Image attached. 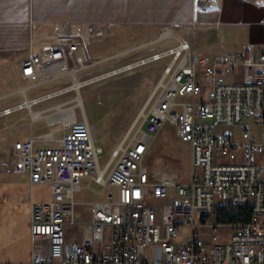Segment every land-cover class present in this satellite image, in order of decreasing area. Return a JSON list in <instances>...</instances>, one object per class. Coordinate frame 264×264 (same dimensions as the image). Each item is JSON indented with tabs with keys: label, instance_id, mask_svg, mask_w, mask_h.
<instances>
[{
	"label": "built area",
	"instance_id": "2783aa9c",
	"mask_svg": "<svg viewBox=\"0 0 264 264\" xmlns=\"http://www.w3.org/2000/svg\"><path fill=\"white\" fill-rule=\"evenodd\" d=\"M209 1L197 0L199 5ZM89 29L62 22L53 35L32 33L20 61L28 88L67 76L74 80L33 102L103 76L77 79L101 62H87L80 53L90 40ZM162 58L168 64L104 165V146L89 120L76 114L62 136L32 132L14 143V162L4 170L28 174L32 185H49L52 198L30 203V258L0 264H264V52L247 43L241 52L200 55L189 40L178 38L176 46L125 68ZM229 75L236 79L228 81ZM28 101L1 110L0 117L28 107ZM55 113L68 112L58 108ZM168 121L192 147L187 182H179L176 174H152L144 164ZM236 126L240 140L234 131L219 129ZM87 178L103 186L106 197L91 203L85 223L76 216L75 193ZM223 204L250 206L251 220L210 224ZM78 225L86 232L72 240L68 230ZM208 225L209 239L200 230Z\"/></svg>",
	"mask_w": 264,
	"mask_h": 264
},
{
	"label": "rangeland",
	"instance_id": "374dc122",
	"mask_svg": "<svg viewBox=\"0 0 264 264\" xmlns=\"http://www.w3.org/2000/svg\"><path fill=\"white\" fill-rule=\"evenodd\" d=\"M237 11L241 10L237 9ZM232 26L230 23L221 21L214 23L197 21L194 29L187 34V37L202 47L199 51L200 55L213 56L224 50L236 49L242 44V36L233 33ZM140 29L141 27L135 25L134 22H125L122 19L105 28H90V40L87 45L80 48V53L87 62L103 58L109 61L89 67L86 71L80 72L77 78L83 81L93 76H103L82 85L79 90L72 89L20 110L27 128L35 134L55 131L58 136H62L67 131L65 125L71 121L70 117L66 119L67 115L70 116V109L66 108L75 106V114L80 119L82 117L89 119L92 128L93 125L96 127L99 143L105 149L101 157V163L104 165L138 113L143 109L145 101L162 75L169 59L162 58L141 63L132 68L125 67L176 44L174 38L166 42H153L156 39L155 36L144 38L139 35ZM259 51L264 52V45ZM116 70L119 71L114 72ZM9 76L12 77L10 73ZM234 79L236 77L233 75L227 77L228 81ZM18 82L23 88L29 85L28 81L21 77V74L18 77ZM73 83V78L67 76L40 88H34L31 91L30 100L34 99L33 95L35 94L45 95L54 89ZM20 96L21 98L24 97V95ZM79 99L82 101L81 105L77 103L80 101ZM2 102L1 108L6 104V101ZM58 108L60 112H62L60 108H64V111L67 110L68 113L60 117L58 113H54ZM32 111L40 113L41 117L34 119ZM56 119L61 120L57 121ZM62 119H66L67 122L64 123ZM5 120V117L0 118L1 130L6 128ZM219 129L223 132L234 131L237 140L241 138L239 126L234 128L221 127ZM262 129L257 128V131ZM144 164L152 174H176L179 182H187L191 179L193 172L192 147L190 143L180 139L175 125L168 121L154 138L145 156ZM15 175L20 176L22 174ZM15 175L4 174L0 179V262L5 263L14 262L12 258L27 254L30 230L27 207L18 206L12 212L5 207L6 203L4 205V196L15 181ZM27 189L33 191L35 196L42 200H47L51 196L49 185H37ZM105 197L106 193L103 186L90 178L84 179L82 189L75 193L77 203L75 212L79 222H89L91 203L103 200ZM151 201L156 204L166 202V200L158 199ZM216 219L217 213L211 217L210 224H213ZM85 230V225L70 228L68 237L80 240ZM200 230L209 239L212 231L211 225L200 226ZM223 231L226 235L229 234V228H224Z\"/></svg>",
	"mask_w": 264,
	"mask_h": 264
},
{
	"label": "crops",
	"instance_id": "0c3cea01",
	"mask_svg": "<svg viewBox=\"0 0 264 264\" xmlns=\"http://www.w3.org/2000/svg\"><path fill=\"white\" fill-rule=\"evenodd\" d=\"M120 19L141 27L139 35L144 38L155 36L153 42H166L174 38L176 44L173 46H176L178 38H185L198 53L202 47L187 37L197 21H221L233 25L232 32L242 36V44L231 51L241 52L247 43L254 44L256 51L264 45V0H210L201 5L197 0H0V110L23 103L32 96L33 89L28 88L29 85L23 88L18 77L21 74L20 61L28 53L33 32L53 35L57 24L62 22H72L88 28H105ZM97 60H101L99 64L109 61L105 58ZM81 86L80 83L79 88ZM20 95L24 97L21 98ZM39 96L42 94L33 95L34 98ZM79 100L81 105L82 101ZM2 101H6L3 108ZM34 103L28 101V107ZM66 109H70V116L67 115L66 119L70 117L72 120L75 106ZM20 110L3 116L6 118V128L0 129V179L4 174H13L6 172L4 168L14 162V143L28 139L32 133ZM60 110L64 111V108ZM32 114L34 119L41 117L40 113L32 111ZM66 119L62 121L66 123ZM93 129L99 142L95 125ZM15 176V181L4 196V205L6 203L5 207L12 212L18 206L27 207L30 218L31 201H49L52 195L47 200L38 198L33 191L27 189L37 186L31 184L28 174ZM30 255L29 231L27 254L16 256L12 260L26 261Z\"/></svg>",
	"mask_w": 264,
	"mask_h": 264
},
{
	"label": "trees",
	"instance_id": "16d2710c",
	"mask_svg": "<svg viewBox=\"0 0 264 264\" xmlns=\"http://www.w3.org/2000/svg\"><path fill=\"white\" fill-rule=\"evenodd\" d=\"M252 209L250 206H233L223 204L217 209V221L229 223L238 220H251Z\"/></svg>",
	"mask_w": 264,
	"mask_h": 264
},
{
	"label": "bare ground",
	"instance_id": "6f19581e",
	"mask_svg": "<svg viewBox=\"0 0 264 264\" xmlns=\"http://www.w3.org/2000/svg\"><path fill=\"white\" fill-rule=\"evenodd\" d=\"M206 5H207V4H206ZM81 85H82V84H81ZM75 88L78 89V88H79V84H76V85H75ZM30 101H33V100H30ZM36 116H37V115H36ZM73 116H74V115H73ZM67 124H68V123H67Z\"/></svg>",
	"mask_w": 264,
	"mask_h": 264
},
{
	"label": "snow or ice",
	"instance_id": "6c2138e0",
	"mask_svg": "<svg viewBox=\"0 0 264 264\" xmlns=\"http://www.w3.org/2000/svg\"><path fill=\"white\" fill-rule=\"evenodd\" d=\"M138 195V194H137Z\"/></svg>",
	"mask_w": 264,
	"mask_h": 264
}]
</instances>
